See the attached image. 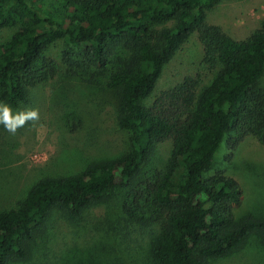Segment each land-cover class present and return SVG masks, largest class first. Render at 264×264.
<instances>
[{
    "label": "trees",
    "instance_id": "obj_1",
    "mask_svg": "<svg viewBox=\"0 0 264 264\" xmlns=\"http://www.w3.org/2000/svg\"><path fill=\"white\" fill-rule=\"evenodd\" d=\"M223 1L0 0V101L18 108L64 74L101 93L127 134L115 157L44 172L0 209V264H37L33 249L51 240L56 215L80 224L88 209L117 203L127 229L156 227L146 246H131L106 219L95 229L106 234L97 248H79L66 264H212L253 234L264 240V221L237 218L239 182L224 169L211 173L225 142L232 153L249 136L264 146V18L236 40L207 21ZM195 36L208 81L188 76L156 94L165 68ZM54 256L42 264L65 257Z\"/></svg>",
    "mask_w": 264,
    "mask_h": 264
},
{
    "label": "rangeland",
    "instance_id": "obj_2",
    "mask_svg": "<svg viewBox=\"0 0 264 264\" xmlns=\"http://www.w3.org/2000/svg\"><path fill=\"white\" fill-rule=\"evenodd\" d=\"M207 14L209 23L222 27L236 40H244L260 26L264 0H224ZM57 48L60 54L65 46ZM202 49L197 36L192 37L165 68L156 94L188 76L200 75L207 82L210 72L203 66ZM126 140L127 134L118 126L117 113L106 98L64 74L33 89L29 102L18 108L0 101V209L13 207L42 173L75 169L79 160L115 157L125 150ZM170 148V143L163 145L158 160L166 157ZM223 169L241 186V203L235 207L237 218L252 216L264 221V146L249 136L232 153L225 142L211 173ZM85 216L82 223L75 224L56 215L49 224L51 240L38 243L31 258L42 264L55 262L54 255H64L60 264H66L70 256L80 255L79 248L96 249L95 241L106 234L95 229L102 228L99 222L106 219L112 227H122L125 231L119 232L137 249L146 246L156 230L149 224H134L127 229L118 203L90 208ZM120 239L127 244L124 237ZM45 245L51 249L49 254ZM19 264L33 262L29 258ZM212 264H264L262 235L253 234L234 255Z\"/></svg>",
    "mask_w": 264,
    "mask_h": 264
}]
</instances>
